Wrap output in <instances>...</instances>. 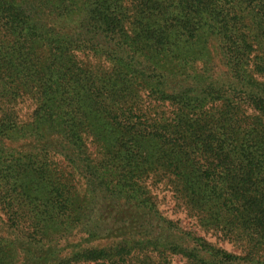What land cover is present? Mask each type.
<instances>
[{"label": "trees", "instance_id": "trees-1", "mask_svg": "<svg viewBox=\"0 0 264 264\" xmlns=\"http://www.w3.org/2000/svg\"><path fill=\"white\" fill-rule=\"evenodd\" d=\"M0 264H264V0H0Z\"/></svg>", "mask_w": 264, "mask_h": 264}, {"label": "rangeland", "instance_id": "rangeland-1", "mask_svg": "<svg viewBox=\"0 0 264 264\" xmlns=\"http://www.w3.org/2000/svg\"><path fill=\"white\" fill-rule=\"evenodd\" d=\"M22 111L25 112L26 109L23 108ZM162 188H163V186L160 185V188L155 189V192L158 193V198L161 200V202H160V208L162 209V211L164 213H166V214H169L171 217L174 216L175 218L177 216H178V218L181 217V216H184V214H182L181 212H178V213L175 212V214H171V210H173V208H172V202L169 199L168 192L166 190L162 189ZM186 221L185 220H182V223L183 222L186 223ZM189 226H190V224H188V227ZM221 245H224L225 247L231 249V247L228 244L226 245L225 243H221Z\"/></svg>", "mask_w": 264, "mask_h": 264}]
</instances>
